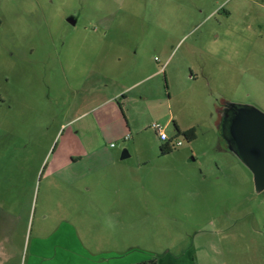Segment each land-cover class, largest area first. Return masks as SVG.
<instances>
[{"label":"rangeland","instance_id":"374dc122","mask_svg":"<svg viewBox=\"0 0 264 264\" xmlns=\"http://www.w3.org/2000/svg\"><path fill=\"white\" fill-rule=\"evenodd\" d=\"M233 104L264 112V0H0V264H264Z\"/></svg>","mask_w":264,"mask_h":264},{"label":"water","instance_id":"95a60500","mask_svg":"<svg viewBox=\"0 0 264 264\" xmlns=\"http://www.w3.org/2000/svg\"><path fill=\"white\" fill-rule=\"evenodd\" d=\"M220 130L227 149L251 172L255 192H264V112L250 105H228L220 114ZM126 156L124 151L121 159Z\"/></svg>","mask_w":264,"mask_h":264},{"label":"trees","instance_id":"16d2710c","mask_svg":"<svg viewBox=\"0 0 264 264\" xmlns=\"http://www.w3.org/2000/svg\"><path fill=\"white\" fill-rule=\"evenodd\" d=\"M178 133L183 135L188 141H192L196 137L195 130L193 128L188 129L184 132L179 131ZM161 151H162V153L166 154V153H169L171 151V149L168 145H163V146H161Z\"/></svg>","mask_w":264,"mask_h":264},{"label":"built area","instance_id":"2783aa9c","mask_svg":"<svg viewBox=\"0 0 264 264\" xmlns=\"http://www.w3.org/2000/svg\"><path fill=\"white\" fill-rule=\"evenodd\" d=\"M153 130L155 131L156 133V136L158 137V139L162 142H166L167 141V135L165 134V132L158 126L156 125H153L152 126ZM176 146H180L181 143L180 142H176L175 144Z\"/></svg>","mask_w":264,"mask_h":264},{"label":"flooded vegetation","instance_id":"af4514ba","mask_svg":"<svg viewBox=\"0 0 264 264\" xmlns=\"http://www.w3.org/2000/svg\"><path fill=\"white\" fill-rule=\"evenodd\" d=\"M69 20H72V19H69ZM70 23V22H69ZM71 24V23H70Z\"/></svg>","mask_w":264,"mask_h":264}]
</instances>
